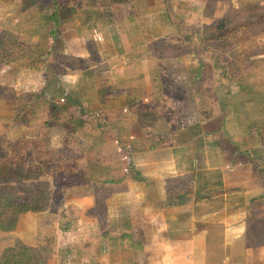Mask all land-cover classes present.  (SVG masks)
Returning <instances> with one entry per match:
<instances>
[{"label": "rangeland", "instance_id": "rangeland-1", "mask_svg": "<svg viewBox=\"0 0 264 264\" xmlns=\"http://www.w3.org/2000/svg\"><path fill=\"white\" fill-rule=\"evenodd\" d=\"M228 1L230 3L226 4L225 1L223 3L224 16L237 11L233 2ZM262 1L264 0H256L254 3L259 2L263 6ZM114 2V5L117 2L119 4L121 0H114ZM0 4L5 5V3ZM181 5L179 3L178 6ZM111 7L114 9L112 4ZM171 8L170 11H172ZM104 12L111 14L108 8H105ZM239 14L241 16L234 21L250 20L253 11L245 9L243 14L241 11ZM68 16L70 17L65 22L64 43L58 42L52 47L44 35L33 36L34 22L28 23L26 16L17 18L18 16L16 17L9 7H0V38L3 39L0 43V137L4 136L11 140L26 134L28 144L33 146L34 133L40 132L44 140L52 146H59L62 140L77 145L83 153L93 152L98 157L104 158L99 161L98 167L102 165L103 168H107L111 176L120 175L125 178V182L116 183V187L114 186L116 192L108 198L110 206L113 207L110 211L112 228L117 229L128 224L131 226L130 230L134 231L138 226L139 221L136 216L139 206L134 191L136 183L133 184L131 180L137 181V176L139 178L141 155L146 150H150L144 139L145 130L151 129L156 133L170 136L171 142L164 149L165 152H171L175 158L181 157L176 154L175 149L190 143L192 156L189 160L191 162H196L195 160L201 157V140L206 142V155L207 152H214L208 150L215 141H218L222 151L225 152L226 159L235 156L236 148L244 149L241 147L257 144L255 139L259 140V138L252 132H249L248 138L247 136L235 137L234 143L236 144L237 141L238 145L233 147H230L232 139H226L228 137L225 130L232 129L233 123L229 119L237 120L233 111L238 106L243 110L241 122L237 121L240 135L246 131L249 120L257 123L264 120V116L254 104L245 105L244 103L243 105L242 96L238 93L234 82L239 78L238 74L232 71L227 75L234 81L227 80L222 75L223 68L219 63L231 61V51L263 50L258 55L249 56L240 65L235 64L234 67L243 70L242 72L246 74L243 82L249 83L251 88L257 91L264 92V65L261 64L258 67L254 65V62L264 59V34L253 36L245 41L238 40L226 48H215L206 43L199 51L188 55L185 63H191L189 67L201 66L207 62L202 73H205V79L208 82L203 84L202 81L193 79V73L185 71V63L181 66L182 71L177 69L178 63L173 62L176 58L172 56L174 52H171L167 46L160 49L161 53L156 51L157 55L152 50L155 49L152 46L149 53L145 51L146 46H141L139 40L127 42L129 47L138 48L137 52H134L135 49L128 50L123 47L120 39L115 38L112 40V48L106 41L107 34L108 37L112 35L111 27L115 22L108 23L102 18L100 21L95 14L86 15L80 9L78 16L73 17L71 12ZM184 25L189 28L190 21L183 20L181 27L185 28ZM124 33L129 34V31L124 30ZM29 43L32 44L30 51L26 48ZM37 43H42L46 48L50 46V49H56L59 55L68 56L70 59H82L85 66L73 69L69 66L70 60L64 57H57L50 62L52 57L45 59L47 49L39 44L43 51ZM88 49L92 52L90 53ZM174 49H177V46ZM210 49L213 50L212 53L208 51ZM127 50L129 53L127 56L121 53ZM94 53L98 54V59L97 54ZM49 63L52 64L55 74H58L56 77L58 80L55 81L51 77V84L45 88L46 96L36 101L34 97L43 87L41 80L47 71L45 65ZM100 73L103 76L97 78L96 75ZM192 75L190 82L187 78ZM106 83H111L118 94L113 96L108 106H103L98 102L96 91ZM231 100L238 102L232 103ZM262 100L264 101V98ZM141 102L148 105L154 102L163 104L161 115L149 117L150 120L154 119L151 128L145 126V118L139 115ZM245 106L248 109V115L245 112ZM23 107L30 116L29 126L17 125L13 121L14 114ZM199 115H203V120ZM220 120L225 122L223 126L221 125L224 135L221 130L216 133H205L215 129L220 124ZM148 123L146 122L147 125ZM119 124L123 130L118 134L115 131V125L119 126ZM123 150L125 153L122 152ZM16 157L15 161L11 159L8 162L13 175H22L23 179H20L18 186H21L23 198L34 200L35 189L39 188L38 202L43 209L21 214L15 228L8 234H3L7 231L0 230V254L9 247H28L36 255L35 262L38 253L37 263L43 264L46 260L49 264H59L60 254L56 249L57 244H63L65 241L68 244L70 242L74 244L79 241L70 237L71 241L67 242L68 237L64 234L62 238L58 230L66 228L64 232L68 233L75 230L76 224L78 226V222L82 223L86 217L85 213L90 207L91 197L74 199L81 192V188L76 187L74 188L76 195L72 192L71 196H64L62 200L58 199L56 206L59 207L51 208V203L54 201L48 196L52 183L45 180L48 177L47 171L34 163L27 164V162H37L30 148L27 151L18 148ZM125 158H128V162H121ZM183 158L184 156L181 160ZM150 161L157 162L153 157H150ZM105 162L113 163L104 164ZM257 178L263 182L258 172L256 176L253 175L251 181L256 183ZM16 180L18 179H10L17 186ZM69 187L72 186L69 185ZM251 194H255V191ZM49 210L53 211L52 215L49 214ZM1 212H4L2 206H0ZM49 242L55 245L51 249L48 247ZM120 249V253L112 251L111 261L107 255L99 264H130V252L126 246H122V243ZM247 258L249 259V256ZM252 258L251 264H264V248L257 250Z\"/></svg>", "mask_w": 264, "mask_h": 264}, {"label": "crops", "instance_id": "crops-1", "mask_svg": "<svg viewBox=\"0 0 264 264\" xmlns=\"http://www.w3.org/2000/svg\"><path fill=\"white\" fill-rule=\"evenodd\" d=\"M224 1L226 4L230 3L228 0H135L128 5L121 0L119 4L117 2L118 5H114V0H104L94 8V13L100 21L102 18L108 23L115 22L111 27V38L108 34L107 41L104 38L110 47L113 48L112 40L115 38L120 39L123 47L128 50L129 48L134 50L135 47H129L127 42L135 40H139L141 46H146L145 51L148 53L151 46L155 48L152 49L155 53L156 51L161 53L160 49L167 46L174 52L172 56L176 58L173 62L178 63L177 69L182 71L181 66L187 56L199 51L204 44L199 40L204 32L203 27L217 28L222 24ZM231 1L235 8H238L236 0ZM179 3L182 5L178 6ZM105 8H108L111 14L104 12ZM183 20L190 21L189 28L186 25L185 28L181 27ZM124 30L129 31V34H123ZM175 46L177 49H174ZM128 50L121 53L127 56ZM136 50L138 48L134 52H137ZM185 65V71H190L193 75L200 70V65L197 67H189L191 63ZM193 75L187 78L190 82ZM195 78L194 75L193 79ZM200 81L203 84L208 82L207 79ZM229 121L233 126L232 129L225 130L228 137L226 139H232L231 145L235 146L238 142L235 144L234 138L243 136L248 138L249 132L245 131L240 135L237 120ZM205 144L204 140L200 141L201 157L195 160L196 162L189 160L192 156L190 143L175 149L176 154L181 156L178 158L171 152H165V149L146 150L142 153L139 178L137 176V181L131 180L133 184L136 183L134 191L139 206L136 219L139 223L134 231L130 230L131 226L128 224L113 228L112 239L119 243L114 251L121 252V243L123 247L125 246L121 234L136 232L148 248L149 264H247L248 256V264L253 262L252 256L257 250L264 248V229H259L254 235L250 233L251 227L246 219L247 193L263 188L264 181L261 182L262 180L257 178L258 182L255 183L251 180L253 175L256 176V172L261 178L264 177V173L240 152L226 159L218 141H215L208 150L214 152H207L206 155ZM241 148L250 149L252 146L246 145ZM150 157L156 158L157 162H151ZM103 159L93 152L90 153L85 164L89 168V174L84 172L79 174L81 177L79 186L64 177L48 176L45 180L52 183L51 191L48 190L49 199L52 197L62 200L64 196H71L72 192L76 195L74 188L77 187L81 188V192L74 199L91 197L89 207L91 208L95 201L91 186L93 182L103 180L125 182V178L120 175L111 176L102 165L94 169L90 167V161L96 160L98 165ZM121 162H128V158ZM106 163L113 162L104 164ZM256 163L264 171V162ZM97 168L100 171H97ZM108 198L110 196L106 195L105 200L109 204L111 214L113 207L110 206ZM52 212L49 210V214L52 215ZM88 221V217H85L82 223L78 222L79 232L77 224L75 230L69 231L71 233L64 232L66 228H61L58 232L60 231L62 238L64 234L68 237L67 242L71 241L70 237L79 241L73 243L81 247L77 251L80 257L87 250L92 254L90 261L97 262L96 264L102 262L107 255L111 261L113 249L110 247L103 249L99 233L87 226ZM63 244L68 243L65 241ZM61 245L58 243L56 246L58 252ZM54 246L52 242L48 243L50 249ZM80 257L74 258L73 261L89 264L87 256L83 255L82 261ZM37 262L38 253L36 262L32 264H41ZM43 264L49 263L44 260Z\"/></svg>", "mask_w": 264, "mask_h": 264}, {"label": "trees", "instance_id": "trees-1", "mask_svg": "<svg viewBox=\"0 0 264 264\" xmlns=\"http://www.w3.org/2000/svg\"><path fill=\"white\" fill-rule=\"evenodd\" d=\"M103 1L104 0H0V3H5V5L0 4V7H9L12 9L15 16H18L17 18L21 19L20 17L26 16L28 23L34 22L32 24L34 30L33 36L44 35L46 41H48L53 47L55 43H64V33L66 31L65 22L70 17L68 16V13L71 12L72 16L76 17L78 16L80 9L86 15H89L90 13L95 14L94 8H96ZM131 1L134 2L135 0H123V3L129 5L131 4ZM255 1L256 0H236L238 5L237 11L233 14H226L222 19V24L217 28L203 27L204 32L202 36L199 37L200 42L204 44L207 43L215 48H226L235 44L238 40L245 41L253 36L264 34V4L261 6L259 2L254 3ZM245 9L253 11L251 19H244L240 22L234 21L236 18L241 16L239 12L241 11V14H243ZM87 40L91 42L89 38H87ZM2 41L3 39L0 38V43ZM37 44H40L43 48L47 49V51H45V59L48 60L52 57L50 62L57 57H64L70 60L69 66L73 69H76L77 67L83 68L85 66L82 59H70L68 56L59 55L56 52V49H50V46L46 48L42 43ZM31 46L32 44L29 43L26 48L30 51ZM90 49L88 50L91 53L92 51ZM22 51L25 50L22 49ZM208 51L212 53L211 50ZM262 51L263 50L258 49H255L254 51L243 50L242 52L232 51V60L222 61L219 65L223 68L222 75H224L227 80L234 81L233 78H230V76L227 75L232 71H235L238 74L239 78L234 82L237 87V91H239L238 93L242 96L241 102H243V105L244 103H246L245 105L254 104L264 116V101L262 100V98H264V92H261L262 90L257 91L254 88H251L249 83L243 82L242 80L246 74L242 72L243 70H239L234 67L235 64L240 65L243 61L247 60L249 56L258 55V53ZM94 54L96 55L97 53ZM261 64L264 65V59L259 62H254V65L257 67ZM204 65L207 64H201L200 70L194 73L196 81H198V79H205V73H202ZM45 67L47 71L43 74L41 80L43 87L41 90L37 91L36 96L34 97L36 101L45 95V88L51 84L52 79L55 81L58 80L56 78L58 74H55L52 64H46ZM102 76L103 74L101 73L96 75L97 78H101ZM96 93L98 102L103 106H108L113 96L118 94V91L111 83H106L105 85L100 86ZM231 101L232 103L238 102L235 100ZM132 107H134L133 104ZM162 108L163 104H159L158 102H154L151 105L142 102L139 103V115L145 118L146 122H149L148 125L145 122V126L150 128L153 126L151 124L154 122V119L150 120L149 117L156 114L161 115ZM242 111V107L240 106L233 111V115L237 118L238 122H241ZM245 112L246 114L248 113L246 106ZM199 117L203 120V115H199ZM29 119L30 116L24 107L13 116V121L17 125L24 124V126H29ZM224 123V120H220V124H218L215 129L210 130L209 132L205 131V133L210 134L216 133L220 130L222 131ZM121 130H123V127L120 124L119 126L115 125V131L117 133L119 131L121 132ZM246 131L255 133L259 140L256 138L255 142L257 144L252 146L250 149L236 148L234 155L238 152L245 154L249 161L253 162L255 167L260 169L261 173H264V171L256 163L264 162V120L257 123H253L249 120L246 125ZM166 135L167 134L163 135L161 133H156L151 129L144 131V139L148 143V148L150 150L166 148L171 142L170 136L167 135L168 137H166ZM34 139L35 143L33 146H30L26 140V134H23L20 138L11 140L4 136L0 137V206L4 208V212L0 213V215H2L0 216V230L7 231V233L3 234H8L15 228L21 214L30 211H41L43 209L38 202L40 194L39 188L36 189L34 200L31 198L24 199L22 196L21 186H18L22 175H13V171L10 169L8 161L11 159L15 161L17 159L16 153L18 148H23L25 151L30 148L32 153L35 155L37 162H27V164L32 165L34 163V165L45 169L48 173H46L47 176L64 177L70 182H74V185L79 186L81 183V177L79 174L81 172L89 174V168L85 164L88 162L90 153H83L79 150L77 145L66 143L62 140L60 146H52L44 140V137L40 132L34 133ZM230 147L233 146L231 145ZM90 162V167L93 169L94 167H98V161L92 160ZM98 168L97 171H100ZM10 179H18L16 180L17 186L12 183ZM262 179L264 181V177ZM115 185L116 182L112 180L97 181L93 182L91 185L93 194L95 195V201L94 205L87 210L86 217L89 219L87 226L99 233L100 241L102 242L104 250L107 247L114 250L117 249V246L119 245V243L112 239L114 229L110 225L109 204L105 200L106 195L110 196L116 192V189L114 188ZM251 192L252 191L247 193L246 219L247 223L251 227L250 233L254 235L259 232V229H264V186L262 189L255 191V194L253 195ZM50 199L52 200L53 198L51 197ZM53 201L54 202L51 203V208L58 204V199H53ZM121 239L130 252V264H149V251L144 241L139 239V234L137 235L136 232L124 233L121 234ZM79 248L81 247L75 244L61 245V253L60 250L58 252L60 254L59 264H83L81 262L78 263V261H73L75 260L74 258L80 257L79 253H77ZM85 251L86 252L80 257V260L83 255H85L89 258V264H96L97 262L90 261V259H92V254L87 250ZM34 261L35 253L28 247H9L0 254V264H32Z\"/></svg>", "mask_w": 264, "mask_h": 264}]
</instances>
